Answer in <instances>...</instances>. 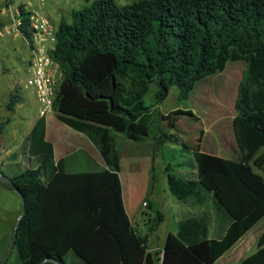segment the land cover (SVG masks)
Returning <instances> with one entry per match:
<instances>
[{
  "label": "trees",
  "instance_id": "16d2710c",
  "mask_svg": "<svg viewBox=\"0 0 264 264\" xmlns=\"http://www.w3.org/2000/svg\"><path fill=\"white\" fill-rule=\"evenodd\" d=\"M18 28L31 38L24 13ZM54 58L64 73L57 117L92 140L105 167L68 170L66 158L55 159L44 115L37 119L12 154L24 168L1 182L26 199L13 251L18 264L46 258L52 260L44 264H158L126 210L111 128L133 141L148 139L152 111L145 96L152 85L158 103L173 86L187 100L230 61L246 63L234 102L242 157L208 153L197 144V177L168 173L179 201L202 203L211 196L229 227L223 237L210 238L202 219H181L161 264H213L264 216V176L257 171L264 168V150L258 154L264 148V0H93L58 23ZM19 88L11 92L8 110L21 101ZM156 148L153 142V158ZM154 169L152 161V183ZM237 264H264V232L257 250Z\"/></svg>",
  "mask_w": 264,
  "mask_h": 264
},
{
  "label": "rangeland",
  "instance_id": "374dc122",
  "mask_svg": "<svg viewBox=\"0 0 264 264\" xmlns=\"http://www.w3.org/2000/svg\"><path fill=\"white\" fill-rule=\"evenodd\" d=\"M92 1L47 0L46 13L56 23H59L63 18L69 20L74 10L80 9ZM116 1L125 5L138 0ZM11 13L10 10H0V29L5 25L12 24L11 16L13 14ZM29 58L30 48L23 36L15 30L0 35V122L6 121L0 133V169L5 173L4 176L0 171V233L2 230L8 231L5 242L4 240L3 243L1 242L3 250L0 254V264L8 250L14 224L21 207L19 196L4 188L1 182L6 181L8 175H13L16 171L24 168L21 159L13 158L12 154L19 150L24 136L36 119L40 117L39 100L34 88L27 83L30 69ZM245 67L244 60L230 61L223 71L209 76L199 84L187 100H180L178 88L173 86L168 96L158 103L154 100L157 86L152 85L145 96L146 103L151 105L152 134L148 139L138 142L141 143L139 151L135 147L137 142L132 141L124 132L111 128L117 151L121 157L120 175L126 193H124V197L127 196L129 207L132 203L135 204L140 200L142 190L148 182L149 165L153 161L154 183L159 188L158 195L162 201L159 209L167 218L157 233L156 245L161 246L166 229H174L170 217L175 208L172 202L173 195L168 188V173H173L183 179L197 177V167L193 156V150L197 144L201 150L208 153L232 159L242 157L237 143L239 129L234 123L236 114L234 102L238 83ZM16 86L20 87L22 99L16 105L15 110H8L7 102ZM57 111L58 100L53 107V112ZM157 137H160V140H157ZM149 142L151 144L157 142L154 158L152 153L150 154L147 150ZM144 146L145 149H143ZM132 147L135 150H132ZM263 150L264 148L258 154ZM97 155L92 153L91 163L105 166L104 161L99 160ZM77 156L80 157V155ZM168 164L171 166L169 170L166 169ZM69 167L71 168V165ZM180 204L183 209L187 207L186 203ZM139 220L140 217L137 218V221ZM150 245H153L151 240ZM18 263L19 261L13 253L8 264Z\"/></svg>",
  "mask_w": 264,
  "mask_h": 264
},
{
  "label": "crops",
  "instance_id": "0c3cea01",
  "mask_svg": "<svg viewBox=\"0 0 264 264\" xmlns=\"http://www.w3.org/2000/svg\"><path fill=\"white\" fill-rule=\"evenodd\" d=\"M44 117L46 121V138L54 145L55 159L59 160L60 158H66L68 170L87 171L105 167L103 165H100L99 163H91L90 158H92V153L98 154L97 156L99 157V160H103V158H101L102 156L99 150L87 135L75 130L74 128L60 120L57 117V112H51ZM134 142H137V146L135 147H137V151H139L141 143L138 142L141 141ZM147 144V150L151 154L152 144L150 142ZM145 148L146 147L144 146L143 149ZM133 149L134 147H132V150ZM77 155H80V157H78ZM120 164L122 168L121 157ZM70 165L71 168L69 167ZM86 166L90 169H86ZM151 166L152 161L149 165L148 182L142 190L140 200L135 202V204L132 203L131 207H129V200L126 195L124 197V188L123 199L126 210L130 218L132 219V222L136 227L138 233L148 237L149 250L156 252V255L158 257V264H161V259L163 257V248L169 234H175L177 232L178 222L183 218L195 216L205 221L208 225L210 238H221L225 235L230 221L225 215L218 212L214 200L211 196L207 197L202 203H192L179 201L170 191L173 195L172 202L174 203L175 208L172 216L170 217L171 223H173L174 225V229H166L161 246L156 245L155 239H158L157 233L160 227H162V225L166 222L167 218L165 214L159 209V206L162 205V201L159 199L158 195L159 188H157L156 183H154L155 181L153 183L150 181ZM257 171L264 176L263 169H257ZM180 203H186L187 207L183 209V206H181L182 204ZM138 217H140L139 221H137ZM263 232L264 216L259 219V221H257L255 225H253L230 249H228L223 255H221L213 264L239 263L245 257L257 250L258 241ZM7 236L8 231L2 230V232L0 233V254L3 250V240L5 242ZM150 240L152 241L153 245H150Z\"/></svg>",
  "mask_w": 264,
  "mask_h": 264
},
{
  "label": "built area",
  "instance_id": "2783aa9c",
  "mask_svg": "<svg viewBox=\"0 0 264 264\" xmlns=\"http://www.w3.org/2000/svg\"><path fill=\"white\" fill-rule=\"evenodd\" d=\"M46 1L0 0V10H10L13 14L12 24L3 26L0 35L15 30L23 36L18 27L23 23V13L28 18L32 35L30 39L23 36L30 48L27 83L34 88L39 100L40 116L53 112L64 78L63 70L54 58L58 23L46 13Z\"/></svg>",
  "mask_w": 264,
  "mask_h": 264
},
{
  "label": "water",
  "instance_id": "95a60500",
  "mask_svg": "<svg viewBox=\"0 0 264 264\" xmlns=\"http://www.w3.org/2000/svg\"><path fill=\"white\" fill-rule=\"evenodd\" d=\"M12 191L15 192L19 196V198L21 200V207H20L19 213L17 215V219H16L15 224H14L13 233H12V237L10 240L8 250L5 254V256L3 257V259L1 260V264H8V261H9L11 255L13 254V251H14L15 245H16L17 236H18V227L22 221L24 211L26 208V199H25L24 195L16 187H12ZM50 260H52V259L46 258L40 264H44L45 262L50 261ZM53 261L56 262L57 264H65V263L59 262L57 260H53Z\"/></svg>",
  "mask_w": 264,
  "mask_h": 264
}]
</instances>
